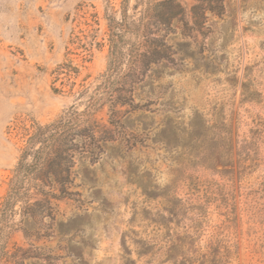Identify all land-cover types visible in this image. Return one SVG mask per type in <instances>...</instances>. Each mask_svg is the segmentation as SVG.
<instances>
[{
  "label": "rangeland",
  "instance_id": "374dc122",
  "mask_svg": "<svg viewBox=\"0 0 264 264\" xmlns=\"http://www.w3.org/2000/svg\"><path fill=\"white\" fill-rule=\"evenodd\" d=\"M176 1L191 23L198 2ZM122 2L0 0V204L34 128L101 93ZM221 5L205 35L161 32L167 57L144 74L137 64L122 123L110 124L107 102L79 119L69 133L85 151L44 221L51 236L11 232L0 264H170L169 235L181 263L264 264V0ZM124 65L114 90L127 88ZM14 245L28 251L10 258Z\"/></svg>",
  "mask_w": 264,
  "mask_h": 264
},
{
  "label": "trees",
  "instance_id": "16d2710c",
  "mask_svg": "<svg viewBox=\"0 0 264 264\" xmlns=\"http://www.w3.org/2000/svg\"><path fill=\"white\" fill-rule=\"evenodd\" d=\"M196 1L198 4L191 8L190 23L186 20L184 8L176 0H135L131 17L126 8L129 0H123L120 18L111 19L108 24V73L97 86L101 93L92 96L90 106L85 111L74 112L45 126H36L28 138V146L22 152L0 204V261L8 257L10 234L15 230L21 231L24 238L35 241L51 236V226L45 225L44 221L55 219L53 202L65 199L70 194L68 190L74 176L71 171L74 158L85 151L81 139L86 137L69 133L79 119L89 116L100 103L107 102L110 124L122 123L123 114L127 111L122 112L117 108L132 106L131 93L135 83L132 78L137 64L140 74H144L167 57L163 44L165 34L161 35V32L169 33L179 25L184 32L197 31L205 35L201 32L202 25L208 20L205 14L222 18L221 0ZM123 62L125 69L118 79L124 80L127 88L114 90L112 78L118 75ZM90 137L94 138L93 134ZM16 211L17 221L14 220ZM168 222L161 217L154 224L161 229ZM62 224L59 222L60 226ZM165 243L167 261L170 264H185L174 258L177 248L175 238L169 235ZM140 247L144 251L142 254H145L146 246ZM12 248L14 251L10 258L28 251L15 245ZM20 259H23L21 255Z\"/></svg>",
  "mask_w": 264,
  "mask_h": 264
}]
</instances>
